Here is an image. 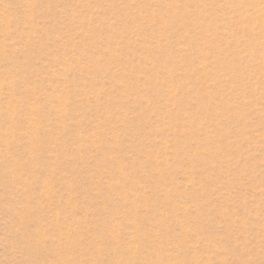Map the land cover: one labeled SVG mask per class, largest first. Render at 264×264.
Here are the masks:
<instances>
[{"label":"rangeland","instance_id":"1","mask_svg":"<svg viewBox=\"0 0 264 264\" xmlns=\"http://www.w3.org/2000/svg\"><path fill=\"white\" fill-rule=\"evenodd\" d=\"M0 264H264V0H0Z\"/></svg>","mask_w":264,"mask_h":264}]
</instances>
